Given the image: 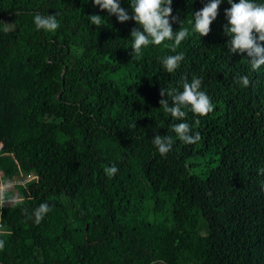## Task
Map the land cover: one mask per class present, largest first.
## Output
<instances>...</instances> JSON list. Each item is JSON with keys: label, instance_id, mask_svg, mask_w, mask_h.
I'll return each mask as SVG.
<instances>
[{"label": "trees", "instance_id": "trees-1", "mask_svg": "<svg viewBox=\"0 0 264 264\" xmlns=\"http://www.w3.org/2000/svg\"><path fill=\"white\" fill-rule=\"evenodd\" d=\"M208 2L173 0V31L184 21L191 32ZM120 6L133 14L129 0ZM228 8L222 0L208 36L135 58L139 26L93 0H0V174L34 176L15 185V199L2 192L12 202L0 208V264H264V66L252 71L246 53L229 54ZM37 14L56 15L59 28L37 30ZM180 52L181 67L167 73L162 60ZM193 76L214 110L175 120L160 92H182ZM182 122L199 142L171 131ZM156 135L173 138L165 156ZM111 166L119 171L109 179ZM41 203L51 211L36 224L28 217Z\"/></svg>", "mask_w": 264, "mask_h": 264}, {"label": "clouds", "instance_id": "clouds-1", "mask_svg": "<svg viewBox=\"0 0 264 264\" xmlns=\"http://www.w3.org/2000/svg\"><path fill=\"white\" fill-rule=\"evenodd\" d=\"M132 15L120 6V0H93L94 6H98L101 11H107L109 15H114L118 22L123 24L129 20H134L139 28L131 30V49L135 58H141L144 50L150 45L168 48L173 52L185 41L193 32L198 33L200 37H206L210 34V25L218 17V9L222 0H209L204 7L196 11L192 20L188 23L192 25L191 32L188 27H184V21L178 31H173L172 24L176 23L178 17L172 15L173 0H129ZM230 8L225 10L227 24L224 26V33L229 37L226 47L229 54H247L250 58L249 64L252 71L259 70L264 66V3H256L254 0H239L234 3L233 0H227ZM89 21L92 25L100 27L103 19L99 15H92ZM34 23L37 30L46 32H55L59 28V22L56 15H40L34 17ZM142 29V30H140ZM171 41V45L166 42ZM184 53L169 55L162 60V64L167 73H174L180 67L184 60ZM243 87H248L250 80L247 76L239 77L238 81ZM183 91L173 92L162 89L160 96H167L172 103L169 106L168 100L159 101L161 108L175 120H184L187 116L185 109L190 110L198 117H206L214 110L210 97L202 91V78L192 77L189 82L183 81ZM199 123V120L196 121ZM171 131L176 134L180 141L188 145H194L201 140L199 132L191 134L192 129L186 122L174 124ZM154 146L158 149L161 156L167 155L172 150L173 138L169 135H156L152 140ZM106 176L111 179L119 171L115 166L105 167ZM258 174L264 175V168L258 169ZM7 188V185H5ZM0 192V208L5 203H11ZM51 211L47 203H41L34 209L31 219L34 216L35 223L39 224L43 218ZM5 247V241L0 240V250Z\"/></svg>", "mask_w": 264, "mask_h": 264}, {"label": "rangeland", "instance_id": "rangeland-1", "mask_svg": "<svg viewBox=\"0 0 264 264\" xmlns=\"http://www.w3.org/2000/svg\"><path fill=\"white\" fill-rule=\"evenodd\" d=\"M1 25L3 26L4 30L7 31V30H10L12 28V23H11V18L10 17H6L4 19L1 20ZM34 178L33 175H22V178H21V175H17V176H14L12 178H9V179H4L1 174H0V181H2L1 183L5 185H7V188L5 191H8V193H10V196L12 199H15L16 196H17V192L15 191V185H18V184H24L27 180H30ZM40 186L44 189L46 187V185H44L42 182L39 183ZM5 185H4V188H5ZM55 194H58L59 195V190L57 188H55ZM174 196L173 194V190L171 188L170 192H169V198H172ZM60 199L65 203L64 199L59 195ZM157 225H155V229L153 228L152 229V232L154 233V242L156 243L157 242V237L158 236V228H157ZM158 243V242H157ZM156 245H152V248H153V251H155V247ZM153 257L154 259H156V254L153 252Z\"/></svg>", "mask_w": 264, "mask_h": 264}, {"label": "built area", "instance_id": "built-area-1", "mask_svg": "<svg viewBox=\"0 0 264 264\" xmlns=\"http://www.w3.org/2000/svg\"><path fill=\"white\" fill-rule=\"evenodd\" d=\"M21 178H22V175H21ZM27 181H29V180H27ZM27 181H26V182H27ZM1 182H2V181H0V192H3V191L6 190V188H4L5 183L2 184ZM21 184H22V183H21ZM4 189H5V190H4Z\"/></svg>", "mask_w": 264, "mask_h": 264}, {"label": "bare ground", "instance_id": "bare-ground-1", "mask_svg": "<svg viewBox=\"0 0 264 264\" xmlns=\"http://www.w3.org/2000/svg\"><path fill=\"white\" fill-rule=\"evenodd\" d=\"M89 40V39H88Z\"/></svg>", "mask_w": 264, "mask_h": 264}]
</instances>
